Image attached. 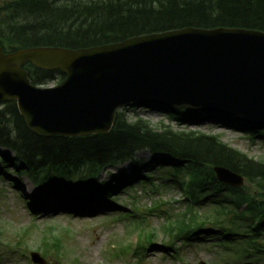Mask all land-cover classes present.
I'll use <instances>...</instances> for the list:
<instances>
[{"label":"trees","instance_id":"trees-1","mask_svg":"<svg viewBox=\"0 0 264 264\" xmlns=\"http://www.w3.org/2000/svg\"><path fill=\"white\" fill-rule=\"evenodd\" d=\"M189 27L264 32V0H0V42L6 52L37 46L90 48ZM24 67L36 85L64 78L60 71L42 70L30 63ZM145 107L165 114L169 121L152 122L119 111L107 134L41 137L30 130L15 101L2 102L0 146L12 150L13 160L23 165L19 170L45 193L61 194L78 190V186L102 194L104 183L99 178L104 170L131 159L134 176H139L144 165L153 167L157 155H163L190 175L189 193L197 202L203 203L206 194H221L212 197L216 207L204 212V225L185 215L172 228L174 238L191 243L209 226L206 234L220 236L225 246L239 240L246 247L256 244L254 253L263 257L264 155L250 157L225 143L217 132L182 124L213 121L217 126L263 136L264 129L191 108ZM141 150L151 152L145 164L134 160ZM161 162L166 165L164 159ZM217 166L241 174L249 186L233 188L221 183L214 172ZM256 218L259 221L254 224Z\"/></svg>","mask_w":264,"mask_h":264},{"label":"water","instance_id":"water-1","mask_svg":"<svg viewBox=\"0 0 264 264\" xmlns=\"http://www.w3.org/2000/svg\"><path fill=\"white\" fill-rule=\"evenodd\" d=\"M26 62L66 77L36 86ZM13 100L29 128L44 137L107 133L118 108L161 101L264 124V32L185 28L92 48L8 54L0 45V102ZM215 170L226 183H243L228 168Z\"/></svg>","mask_w":264,"mask_h":264},{"label":"rangeland","instance_id":"rangeland-1","mask_svg":"<svg viewBox=\"0 0 264 264\" xmlns=\"http://www.w3.org/2000/svg\"><path fill=\"white\" fill-rule=\"evenodd\" d=\"M125 114L128 117L139 115L152 122H156L158 119L155 111L139 107L126 110ZM194 127L205 129L206 125H194ZM210 131L221 132L225 142L247 153L251 157L260 158L264 154V142L261 138L252 142L246 133L216 126H213V129H210ZM0 153L11 152L0 149ZM137 158L147 160L149 158V152H141ZM130 166L131 164L127 163L112 171L114 174H119L121 170L130 171ZM156 171L163 172L164 169L157 168ZM146 172L150 171L148 170ZM17 174L12 167L6 169L0 163V264H28L27 256H21L20 251L27 252L30 249L40 248V244H42L45 237L41 234L43 230L50 232L52 230L53 233L60 234L62 236L61 243L64 247L59 252L51 250L47 255H43L47 259L46 264H178L177 260L179 259H181V264H199L202 260L208 264H228L227 262L230 260H232L230 264H257L255 262H258L257 260H250L249 258L250 263H238L231 258L232 255L228 258L229 256L222 247L215 246V238L217 237H204L201 240L196 239L189 245L182 244L180 240L176 241V246L181 249V254L178 255V259L174 258L171 254L177 255V253L173 251L171 246L162 243V241H171L170 229H163L162 227L164 226L163 222L167 215L161 217L156 215L155 212L148 210L151 205L158 204L159 202L163 203V201L156 194L146 195L145 191L140 188L141 180L133 182L127 189L125 186H122L119 190V195L111 196L113 200L117 201L114 204L110 200L109 202H97L91 205H85V207L92 206L94 208L90 213L61 211L56 206L58 203L53 201L55 206L50 213H46L44 216L41 215L37 219L31 216L29 209L26 207L24 200L26 198H24L23 191L15 187L14 184L9 183L13 179V176ZM164 176L167 177V175ZM103 178H109L107 172L104 173ZM24 182L29 187V195H37L45 199L41 190L34 186L26 175H24ZM156 182L164 185V182L160 179H156ZM169 187L162 186L163 198L168 202L163 206V209L175 214L182 207V204L177 203L176 200L181 199L183 196L181 190L177 187ZM131 191H134V196H137V198H132ZM78 195L84 196L85 194L80 192ZM72 197L73 195L69 199ZM58 200L61 199L58 198ZM131 204H138L140 211L149 217L151 224L158 233L156 237L158 241L155 246L145 252L142 262L137 261V257L134 258L133 254L131 262L128 263L123 259L131 256L132 250L131 248H127V242H132L133 237L132 235L125 237V233L130 235L136 234L137 231L132 217L126 215L122 219H119L120 214L118 212L130 211L129 205ZM37 214L39 215V213ZM27 229L29 231H26ZM104 246H106L105 249ZM233 249H236V247H233ZM124 250L126 253L121 254ZM39 252L41 253V251ZM58 258L61 261H58Z\"/></svg>","mask_w":264,"mask_h":264}]
</instances>
